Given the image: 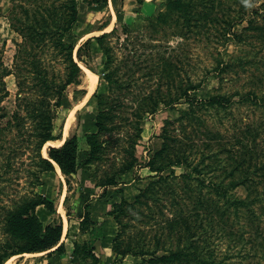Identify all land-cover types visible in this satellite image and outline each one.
Instances as JSON below:
<instances>
[{"label": "rangeland", "instance_id": "rangeland-1", "mask_svg": "<svg viewBox=\"0 0 264 264\" xmlns=\"http://www.w3.org/2000/svg\"><path fill=\"white\" fill-rule=\"evenodd\" d=\"M166 1L108 0L96 3L79 0V17L66 33V39L76 45L74 55L82 67L81 82L67 87L55 119V133L59 137L52 140L54 144H60L77 135L80 148L75 173L65 174L57 166L54 169L42 167L33 123L18 98V77L15 72L4 77L8 92L0 102V244L9 235L7 219L10 212L29 200L43 198L54 206L55 210L49 212H53L55 221H62L65 226L69 224L70 234L81 244H89L97 233L89 221L85 223V231L79 228L86 203L92 215L102 223L103 235L96 239L94 251L88 253L87 246L86 251L80 246L82 253H88L82 258L90 264L141 262L140 255L121 257L119 254L116 257L112 243L117 234L119 241H127L130 236H134V240L139 237L145 247L152 248L158 243V253H163L165 246L184 241L185 225L176 224L170 230L167 222L175 207L170 202L168 187L157 186L156 191L145 193L149 195L137 197L153 180L155 171L147 162L162 147L166 130L171 144L180 143L176 137L190 138L195 151L191 156L196 160L200 157L199 150L217 153L214 161L206 158L218 165L213 170L207 169L214 179L228 181L238 176L249 179V184L238 186L234 192L241 197H254L250 204L253 210L243 206L235 213L232 205L225 207L220 199L218 205L225 207L227 213L212 215L217 232L207 225L208 233H214L212 243L218 258L229 253L231 256L227 261L230 264H264V32L255 28L257 24L264 25V5L260 6L262 0H259L253 6L259 7L258 12L249 8L243 18L235 16L230 31L225 30L223 23H214L201 34L184 38L173 34L164 23H150V19L155 20L159 11L165 9ZM19 3L26 4L27 0H0V72L5 66L15 68L18 43L22 41L13 28L14 17L23 14ZM233 13L238 14L236 10ZM171 24L174 30L178 29L174 21ZM114 27L116 31L104 39L112 46L110 49L115 58L112 67L117 69L116 82H109L103 77L106 55L93 37ZM89 37H92L90 54L80 58L77 49ZM52 51L51 47L44 54L46 63L51 68L54 66L56 71L61 70L64 66L62 58L60 55L53 58ZM89 72L96 76L92 91L87 79ZM190 80L200 83V87L192 91L195 96L208 99L222 95L230 100L220 104L203 102L180 123L177 118L181 112L190 110L184 95L173 105L161 103L155 111L143 112L138 118L139 103L144 97L149 94L160 98L168 93L180 95ZM169 87L172 92H168ZM100 97L111 104L118 101L122 104L111 110L110 118L102 117L112 128L97 132ZM16 111L21 117L15 115ZM139 124L141 128H138ZM138 131H141L140 137ZM94 132L96 135L89 138ZM93 138L98 143L105 141L97 146L91 157L90 139ZM51 143L44 145L43 155ZM125 166L127 168L122 171ZM172 170L181 174L190 167L184 164L170 166L164 173ZM208 174L202 177L206 178ZM114 176L118 180L116 184L104 183ZM178 180L176 192L180 201H189L183 188L188 179L179 177ZM191 182L197 183L194 179ZM192 194L195 197V192ZM156 195L159 198L153 199ZM186 203H189L187 207L192 206L191 200ZM60 212L65 215L64 219ZM203 214L206 217V213ZM201 215L193 217L196 223L193 225L192 222L195 227L192 229L197 235L204 231ZM62 239L67 238L64 235ZM67 241L72 248L73 242ZM47 253L12 255L4 264H73L69 251L63 255L49 256ZM75 264L83 263L77 261Z\"/></svg>", "mask_w": 264, "mask_h": 264}, {"label": "trees", "instance_id": "trees-1", "mask_svg": "<svg viewBox=\"0 0 264 264\" xmlns=\"http://www.w3.org/2000/svg\"><path fill=\"white\" fill-rule=\"evenodd\" d=\"M87 1L106 3L108 0ZM258 1L167 0L165 9L159 11L155 20L150 19V23L152 25H158V23L162 25L164 23L171 28L173 34H179L184 38H188L190 34H201L203 29L207 30L214 23H223L224 27H226L225 30L230 31L235 16L241 15L243 18L244 12L249 8H251L252 12H258L259 7H253ZM18 5L23 9V14L14 17L13 28L21 35L22 41L18 43L19 47L15 55L14 70L5 66L0 72V92H2L0 102L8 92L4 77L11 72H15L20 89L18 98L21 100L20 103L25 109L27 117L33 123V134L37 140V146L40 151V163L43 164L42 167L54 169V163L56 162L63 173H75L77 171L80 148L77 135L67 138L62 144L49 145L47 149L48 157L44 156L41 150L49 141L54 142L51 139L59 137L55 133V119L57 118V108L61 104L67 87L72 83L81 82L82 67L74 55L76 45L74 42L66 39V33L74 27L78 20L79 0H27L26 4L19 3ZM261 5H264V0H262ZM233 10H236L238 14L234 15L235 13H233L232 15ZM249 20L252 21V18H249ZM171 21L176 23L178 29H173ZM255 28H259L264 32L263 24H257ZM115 31L116 27L111 31H105L93 37L98 40L103 53L106 55L103 77L109 82H116L115 74L117 69L112 67V63L115 60L114 54L110 49L112 46L104 42V39ZM91 39L92 37H89L78 47L77 53L80 58L81 56H88L90 54L88 52L91 49ZM51 47L53 49V58H57L59 55L62 58L64 66L61 70L56 71L54 66L51 68L46 63L44 54ZM84 51L86 52L85 54H83ZM3 65L1 63V66ZM28 78H30L29 82ZM199 87L200 83L190 80L188 87L180 95L168 93L167 96L160 98L158 96H150L149 94L139 103L138 110L140 113L138 112L137 116L141 118L143 112L155 111L161 103L167 106L173 105L178 102L180 97L186 95L185 98L190 103V110L186 109V111H182L180 117L177 118L180 123H183L185 116L190 112L194 113V108L203 102L212 104L217 102V104H220L219 102L230 100L222 95H213L208 99L199 98L192 93V91ZM171 90L169 87L168 92H172ZM105 97L108 96L105 95ZM148 98L150 99L147 100ZM120 104L122 103L119 101L111 104L106 99L99 98L98 119L96 121L97 132L103 128H112L109 127L111 125L108 122L103 121V118H110L111 110H114ZM15 115L18 118L21 117L18 111H16ZM138 128H141L140 124ZM97 132L89 135V138H92ZM137 135L140 137L141 131H138ZM168 135L165 130L162 147L148 160L147 164L155 171L153 180L149 183L150 185L140 190L137 197L149 195L145 193L147 191H156L155 187L157 186L159 188L168 187L171 193L170 202L175 205L173 209L174 213L167 221L170 230L174 229L176 224L185 225L187 235L184 241H177L175 246H165L163 253H158L160 248L157 245L158 243L152 248L145 247L144 241H139V237L134 240V236H130L127 241H119L117 234L112 243V247L117 254L116 257L119 254L121 257L128 254L140 255L142 256V260L139 264H230L227 261L231 256L229 253L222 258H218L216 255V249L212 241H215L214 233L217 230L214 231L216 225L212 215L214 213L220 215L227 213L225 207H229L230 205L235 208V213H238V210L243 208V206L251 208L250 204L254 201V197H241L234 192L238 186L249 184V179L245 176H238L228 181H225L224 178L214 179L212 176H209L207 169L213 170L218 165H213L206 158L210 157L214 161L217 158L215 151L206 153L203 150H199L200 157L196 160L191 156L195 151L192 149L194 144L189 142L191 141L190 138L182 139L181 137H176L180 143L171 144L168 142ZM104 141L98 143L97 139H90L91 157H94L97 146H100ZM181 164L190 167V170L184 171L181 174L176 173L174 170L168 174L164 173V170L168 167ZM125 168L127 167H122V171ZM203 174L208 175L204 178L202 177ZM179 177H183L185 180L188 179L183 188L186 194L185 198L191 200V207L186 206V204H189L186 202L190 200L180 201L177 195L176 186L178 185ZM193 179L197 181L196 184H192L191 180ZM117 181V178L114 176L106 179L104 183L116 184ZM204 186H206V192H204ZM193 192L196 194L195 197H193ZM213 195L216 198H212ZM157 198H159V195H156L153 199ZM220 199L226 205L223 208L218 205ZM40 203H43L49 210H55L52 203L43 198L29 200L28 203L10 212V216L7 219V231L9 235H6L0 244V264H4V261H7L9 257H14V254L22 252L47 250V254L50 256L63 255L68 251L65 242H60L63 235L62 221L45 224L36 211V206ZM186 209H189V211ZM251 210L253 209L251 208ZM203 212L206 213V217H204ZM199 214H202L200 222L204 226V231H200L197 235L192 229L195 228L193 225L196 223L193 217ZM86 221L94 225L93 228L97 229V233L89 244L84 242L81 244L79 240H73L72 251L81 258L91 253L92 250L94 251L96 239L103 235V225L92 215L87 203L80 221V230L82 232L85 231ZM206 221H208V224ZM192 222H194L193 225ZM207 225L214 233H208L209 228ZM181 236L182 233L180 232L179 237L181 238ZM80 246L85 251L87 246L88 253H82Z\"/></svg>", "mask_w": 264, "mask_h": 264}, {"label": "crops", "instance_id": "crops-1", "mask_svg": "<svg viewBox=\"0 0 264 264\" xmlns=\"http://www.w3.org/2000/svg\"><path fill=\"white\" fill-rule=\"evenodd\" d=\"M51 140H53V139H51ZM65 140H63L60 144H62ZM54 143L55 142H52L51 144L52 145H58L59 144V143L58 144H54ZM44 156H46V155H44ZM46 157H48V151H47V156ZM54 164H55V167L57 166V167L60 168V166L56 162ZM36 211L38 212V214L40 215V217L42 218V220H43V222L45 224H47V223H56L54 217H52L53 212H49L51 210H49L43 203H40V204H38L36 206ZM59 214L61 216V219L62 218L64 219L65 215L63 213H61V212ZM67 218L69 220V217L68 216H67ZM81 219H82V217H81ZM81 219H80V221H81ZM79 228H80V222H79ZM70 229H71V227H70L69 224H68V226H65V224L63 223V235H62V237L65 235V237L67 239L64 240V239L61 238V240H60V242H62V241L65 242L66 247H67V250L69 251L70 260L72 261L73 264H75L77 261H79V262L81 261L83 264H90V263H88V261L86 259H82L81 257H79L76 253H74L72 251V249H73V243H72V248L68 246V241L67 240L73 242V240H74L73 238H76L75 235L70 234ZM43 252H47V250H45V251H34V252H22V253H18V254H14V255L15 256H17V255L22 256L24 254H40V253L43 254ZM9 260H7V261H9ZM7 261H5V262L7 263Z\"/></svg>", "mask_w": 264, "mask_h": 264}, {"label": "bare ground", "instance_id": "bare-ground-1", "mask_svg": "<svg viewBox=\"0 0 264 264\" xmlns=\"http://www.w3.org/2000/svg\"><path fill=\"white\" fill-rule=\"evenodd\" d=\"M87 79L89 80V82L91 83V91L93 90V88H94V86H95V83H96V76H95V74H93L92 72H89V74H88V77H87ZM88 96V95H87ZM45 153V155L47 156V150L46 151H44Z\"/></svg>", "mask_w": 264, "mask_h": 264}]
</instances>
